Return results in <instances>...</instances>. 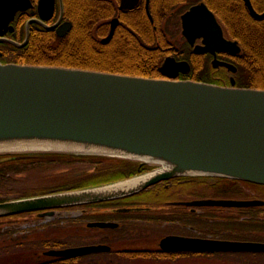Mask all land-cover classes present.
<instances>
[{"label":"water","instance_id":"obj_1","mask_svg":"<svg viewBox=\"0 0 264 264\" xmlns=\"http://www.w3.org/2000/svg\"><path fill=\"white\" fill-rule=\"evenodd\" d=\"M54 0H38V19L26 23L22 43L14 36L12 22L18 13L33 10L30 0H0V42L24 47L29 25L42 24L52 16ZM148 1V0H147ZM250 15L257 13L250 0H242ZM121 9L138 0H122ZM199 10L212 17L217 38L206 33L204 50L239 52L237 41L224 39L220 26L204 4L192 7L183 17L194 18ZM112 22H116L113 20ZM71 27L56 29L63 37ZM207 30V26L198 25ZM113 30H111L110 36ZM109 36V37H110ZM214 49V50H213ZM216 60H214L215 62ZM187 66L165 58L158 78L62 66L0 63V154H60L95 156L155 167L151 172L104 185L50 191L0 203V218L40 212L49 217L56 210L93 205L132 196L165 181L180 177H210L264 187V89L221 86L173 79L169 68ZM232 74L237 68L222 63ZM137 180L125 189L116 184ZM201 205L253 207L257 201L203 200ZM108 226L107 224L101 225ZM202 250L262 251L260 243L202 241ZM103 247L49 250L50 257L70 258L102 251Z\"/></svg>","mask_w":264,"mask_h":264},{"label":"flooded vegetation","instance_id":"obj_2","mask_svg":"<svg viewBox=\"0 0 264 264\" xmlns=\"http://www.w3.org/2000/svg\"><path fill=\"white\" fill-rule=\"evenodd\" d=\"M30 1L33 5L32 13L31 10L22 13L27 17L25 25L28 20L39 18L35 11L38 0ZM63 1L54 0L52 16L43 21L46 26H53L59 21L56 28L46 29L42 24H32L60 38L55 33L56 29L63 23H70L71 27L61 38L67 36L73 25L65 18ZM224 1L228 2V0H138L135 7L121 9L122 0H113L112 3L104 0L105 9L107 6H112L110 15L102 22L88 26V31L93 37V42L106 44L111 42L119 29L132 27L134 24L136 26V18L145 16L149 20L150 27L142 29L140 35L147 42L154 43L164 55L160 66L165 58H173L177 63H187V66L166 70L167 73L174 75L173 79L197 81L194 77L200 75L208 76L217 84L228 85L232 77L236 82V76L222 63L237 67L235 62L240 57L242 46L238 40L228 35L223 16L219 15V11L212 5L220 3L219 10L222 15L233 19L236 9L232 5L224 4ZM239 1L243 4L242 0ZM200 4H204L212 13L224 39L238 42L239 52L213 51L212 53L202 49L206 33L209 32L211 38H217V30L213 28L212 17L207 11L199 10L194 18L186 19L187 30L186 34L183 33L182 16L192 7ZM245 10L249 12L247 8ZM262 12L264 10L259 13ZM113 20L116 22H112ZM201 24L207 26L204 33H202L203 28L198 27ZM111 30L113 33L110 36ZM4 38L11 40L12 35L7 33ZM5 52V49H0V63H3ZM32 160L48 162L49 165L55 166L43 171L50 173L48 179L63 177L67 172L71 178L78 177L92 167L81 164L82 170L71 172L75 163L71 160L61 164L55 163L57 159L54 155L0 154V182L3 185L10 184L0 188V203L24 197L17 194V188L12 187L11 183H18L21 178L35 169L28 167L21 171L7 168L17 163L22 167L30 166L28 163ZM113 164L122 169L124 175L127 174L123 180L153 170L133 163ZM56 169L59 170L53 172ZM63 178L65 180V177ZM195 180L180 177L160 181L132 196L83 207L56 210L49 217H41L40 212L1 217L0 260L11 263L14 260L12 257H16L17 264H28V262L30 264H264V252L261 250L214 249L208 252L198 246L202 245L200 244L202 241L264 244V187L210 179L205 185L202 184L204 189L218 194L210 193L203 196L197 191V186L194 190L188 191V194H183L187 187L195 186L191 184ZM57 183L48 185L40 193L77 188L75 185L61 186ZM202 185L200 184L201 188ZM203 200H248L262 204L248 208L204 206L199 204ZM103 224L108 226L102 227ZM32 246L36 249L33 250ZM96 246L103 247V250L75 258L64 259L44 255L49 250ZM31 250L33 252L28 253ZM30 255L33 257L35 255L36 259L34 261L32 258L29 259ZM18 256L21 259H18Z\"/></svg>","mask_w":264,"mask_h":264},{"label":"trees","instance_id":"obj_3","mask_svg":"<svg viewBox=\"0 0 264 264\" xmlns=\"http://www.w3.org/2000/svg\"><path fill=\"white\" fill-rule=\"evenodd\" d=\"M112 3L113 0H108ZM253 8L259 13L264 10V0H250ZM65 18L72 22V30L64 38H58L54 33L44 30L38 25H31L27 44L17 48L10 44H0L5 49L3 63L62 66L81 68L102 72L118 73L122 75L159 78L158 67L164 55L154 43L147 42L142 35V29L150 27L145 16L136 18L137 25L119 29L118 33L106 44L93 42L89 35L88 26L102 22L110 15L112 6L104 7V0H64ZM224 4L234 6V18H228L220 12V3L212 4L225 20V30L228 35L239 41L242 52L235 64L238 72L237 87L264 89V19L258 20L246 12V8L239 0L224 1ZM27 17L18 14L13 22L15 28V42L24 40L25 22ZM141 33V35H140ZM197 81L217 84L208 76H196ZM220 85V84H219ZM55 163H66L71 160L77 164H86L90 167L83 175L71 178L68 172L63 176L65 180L58 185L73 184L77 188L94 186L120 180L127 177L118 166L113 163H131L129 161L95 157L54 155ZM52 162V161H50ZM28 163V162H27ZM26 163V165H27ZM29 165L22 167L17 164L7 169L23 170V168L40 170L53 168L48 162L40 160L29 161ZM97 167V168H95ZM120 170V171H119ZM69 175V176H67ZM0 184H2L0 182ZM44 189L31 192V195L40 194ZM27 194V193H25ZM21 194L20 196H24Z\"/></svg>","mask_w":264,"mask_h":264},{"label":"rangeland","instance_id":"obj_4","mask_svg":"<svg viewBox=\"0 0 264 264\" xmlns=\"http://www.w3.org/2000/svg\"><path fill=\"white\" fill-rule=\"evenodd\" d=\"M82 169H83L82 166L80 164H77V165H75L74 169L71 170V172H78V171H80ZM44 170H47V169H44ZM44 170H40V168H37L33 172L27 174L24 178H21V180H19L18 183L17 182L16 183H11V186L17 188L16 189L17 190L16 191L17 194H25V193H27L26 195H29L33 191H37V190H40V189H45V188H47L48 185L55 184V183H57L59 181H64L63 177L55 178V179L54 178L48 179L50 173H47V172L43 173ZM57 170H59V169L53 170V172H56ZM60 170H62V169H60ZM56 174H52V175H56ZM194 179H196V180L193 181L194 183H191V184H193L195 186L194 187L193 186L187 187V189L183 192V194H188L189 193L188 191H190L191 189L194 190L196 186L198 188L197 191H199V193H201L203 196H206V195H208L210 193L218 194L215 191L214 192H210V191H206L204 189L203 185H205L210 180L209 177H195ZM200 184L201 185L203 184L202 188L200 187ZM7 185L9 186L10 184L9 183H6L5 185L0 184V188H3L5 186H7ZM71 185H73V184H71ZM33 247L34 246L31 247L33 250L36 249V248H33ZM38 249H40V248H38ZM42 249H43V247H42ZM30 252H33V251L31 250L28 253H30ZM38 256H39V254H38ZM30 258H32L33 261H34L36 259V256L34 255V257H33V255H30L29 259ZM12 259H14V260L11 263H8L7 261H5V262L3 261L2 262V260H0V264H14V263L17 264V262H16L17 258L16 257L15 258L12 257ZM18 259H21V258L18 256ZM28 264H30V262H28Z\"/></svg>","mask_w":264,"mask_h":264},{"label":"bare ground","instance_id":"obj_5","mask_svg":"<svg viewBox=\"0 0 264 264\" xmlns=\"http://www.w3.org/2000/svg\"><path fill=\"white\" fill-rule=\"evenodd\" d=\"M137 180H134V181H130V182H127V183H121V184H116V189H125L127 188L128 186H131L133 183H135Z\"/></svg>","mask_w":264,"mask_h":264}]
</instances>
